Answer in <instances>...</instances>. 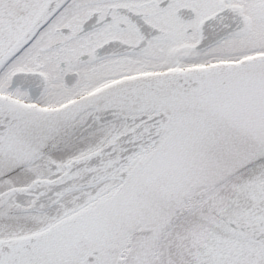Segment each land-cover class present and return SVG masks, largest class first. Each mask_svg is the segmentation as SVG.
<instances>
[{"label":"snow or ice","instance_id":"1","mask_svg":"<svg viewBox=\"0 0 264 264\" xmlns=\"http://www.w3.org/2000/svg\"><path fill=\"white\" fill-rule=\"evenodd\" d=\"M0 264H264V0H0Z\"/></svg>","mask_w":264,"mask_h":264}]
</instances>
